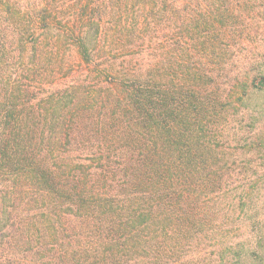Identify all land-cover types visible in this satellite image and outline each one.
I'll use <instances>...</instances> for the list:
<instances>
[{"label": "trees", "instance_id": "1", "mask_svg": "<svg viewBox=\"0 0 264 264\" xmlns=\"http://www.w3.org/2000/svg\"><path fill=\"white\" fill-rule=\"evenodd\" d=\"M135 1L0 0V264H264V0Z\"/></svg>", "mask_w": 264, "mask_h": 264}, {"label": "rangeland", "instance_id": "2", "mask_svg": "<svg viewBox=\"0 0 264 264\" xmlns=\"http://www.w3.org/2000/svg\"><path fill=\"white\" fill-rule=\"evenodd\" d=\"M29 1L30 0H27V2L26 3H28L29 4ZM140 1H138V2H136L135 0H128V4L132 7V9H133V4H137V3H139ZM145 4H146V6H145V8H146V10H148V11H151L152 10V6H151V4L149 3V2H144ZM30 7V6H29ZM160 7H161V3H160ZM63 9H65V7H63ZM126 12V17H127V19H125L124 17L120 20V22H126V24H131L132 23V21L133 20H135V15L134 16H132V14L130 13V10H126L125 11ZM163 16H164V14H162ZM42 36H44L43 34H41V36L40 37H42ZM44 38H45V36H44ZM49 37H47L46 38V40H45V42L46 41H48L47 39H48ZM40 40H41V38H40ZM242 41V39H240V38H237L236 39V42H241ZM262 46H264L263 45V43H260V47H257V49H255V51H253L254 52V54H260V53H262L263 52V50L264 49H262L261 47ZM39 49H41V48H39ZM242 49H243V47H242ZM147 51V52H146ZM145 52H143V53H141L140 55H138L137 54V56H138V61H139V63L141 62V63H143V65H142V69H140V71H138V70H136V69H133L136 73H137V71L138 72H142V71H144V69H145V67L148 65V64H152V63H154V61H155V59L156 58H158V54H157V52L156 51H154L153 49H148V50H146ZM244 51H247V50H245L244 49ZM230 52H231V54H230ZM250 53V52H249ZM38 54L39 55H44L45 54V51H39L38 52ZM243 55H245V52H241V46H240V44H239V46L237 47L236 46V44H234V46H232V49L231 50H229V56H227V59L229 58V61L230 60H232L233 59V57L234 56H236V58L235 59H238V62L237 63H235V62H233V63H235L234 65H240V62L241 61H245V62H248L249 64H244L245 66H251V65H254V64H256V63H258V62H261L262 61V59H259V58H255V59H251V58H249L248 60H246L245 58H244V56ZM66 56V55H65ZM67 58V62L69 63V64H73L74 66H77V62H78V58H77V55H76V53H74V52H70L69 54H68V57H65V59ZM37 59H40V58H37ZM43 60H45L44 59V57L42 58ZM118 61H120V60H118ZM234 65H232V67L234 66ZM213 72H212V76H214L215 78H216V70H212ZM237 70H235L234 68H233V72L232 73H234L235 74V72H236ZM231 73V74H232ZM233 74V75H234ZM70 76V72H68L67 71V73L64 75V77H62V78H59L60 80H61V82H63L65 79H67L68 77ZM88 79H90L89 80V82H90V85L92 86V87H95V89H97L100 85L98 84V80H97V78L94 76V75H92L90 78H88ZM260 125H262V124H260ZM229 127H230V129L231 130H237L238 128H239V130H241L239 133L237 132V136H235L234 138L235 139H238V138H241L242 140H247L248 139V130L250 129V124H249V122L248 121H245V120H240V118H239V116L238 115H235V116H232V117H230V123H229ZM262 130H264V126L262 127ZM244 131V132H243ZM235 141L236 140H234V141H232L231 143H230V146H229V148H227V149H225V154H224V156H231L232 155V157L233 156H236V157H240V159H243V158H246V160L248 159H250L253 163L251 164V166H249V170L250 171H252L253 169H255L256 171H264V145L263 146H261L260 148H263V149H260V151H258V150H255V149H253V150H251L250 152H248V153H246L245 154V152H246V149L245 148H243V149H234L235 147H236V144H235ZM240 143H242V142H240ZM241 145V144H240ZM219 151H221V150H219ZM221 153H223L222 151H221ZM240 164H236V166L235 167H240L239 166ZM233 169V168H232ZM230 170V169H229ZM196 178H198V176L196 177ZM259 191V190H258ZM238 193V192H237ZM258 193H260V196H262L261 198H264V189H261L260 190V192H258ZM264 205V204H263ZM208 207V206H207ZM210 211V210H209ZM230 216V215H229ZM236 216L238 217V218H241L242 217V214L241 215H235L234 216V218H236ZM264 216V215H263ZM230 217H233V216H230ZM210 219H211V216H210ZM264 219V218H263ZM219 222H220V219H219ZM243 225V224H242ZM234 227H240V229H238V230H234V232L231 234V237H232V239H235V240H233V242H235L236 240H238V239H241V237H242V235L243 234H245V233H247V231L246 232H244V226H241L240 225V223L238 222V223H235L234 222V225H233ZM228 227H230V225L228 226ZM196 233H198V236L197 237H195V239L196 240H193V242H195V241H200V239H202V242H206V243H208V239H206V237H211V236H213V235H215L216 233H212L211 231H205V232H202L201 231V227H197V232ZM234 235V236H233ZM201 242V241H200ZM207 250H208V248H207ZM187 255H192L191 254V252H190V250L187 252ZM181 264V263H180Z\"/></svg>", "mask_w": 264, "mask_h": 264}]
</instances>
